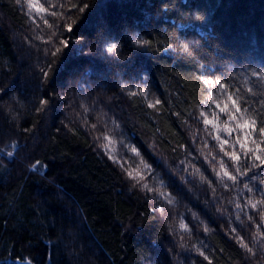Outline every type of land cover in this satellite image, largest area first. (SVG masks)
I'll return each instance as SVG.
<instances>
[{
    "label": "trees",
    "instance_id": "obj_1",
    "mask_svg": "<svg viewBox=\"0 0 264 264\" xmlns=\"http://www.w3.org/2000/svg\"><path fill=\"white\" fill-rule=\"evenodd\" d=\"M40 7L0 0V264H264V0Z\"/></svg>",
    "mask_w": 264,
    "mask_h": 264
},
{
    "label": "rangeland",
    "instance_id": "obj_2",
    "mask_svg": "<svg viewBox=\"0 0 264 264\" xmlns=\"http://www.w3.org/2000/svg\"><path fill=\"white\" fill-rule=\"evenodd\" d=\"M25 3L32 11H40V0H25ZM33 5H35V7H33ZM132 149H135L136 151L133 152ZM110 155L129 171L138 172L143 167V163L138 156L136 147L126 138H117V142L114 141L112 143L110 147Z\"/></svg>",
    "mask_w": 264,
    "mask_h": 264
},
{
    "label": "snow or ice",
    "instance_id": "obj_3",
    "mask_svg": "<svg viewBox=\"0 0 264 264\" xmlns=\"http://www.w3.org/2000/svg\"><path fill=\"white\" fill-rule=\"evenodd\" d=\"M33 7H35V5H33ZM85 7H87V6H85ZM39 10L43 11L44 9H43V8H40ZM82 10H83V9H81V11H82ZM45 23H47V21H45ZM62 43H66V42H62ZM137 43H144V42H143V41H137ZM116 47H117V46H116L115 44H113V45H111V46L107 49V51H108V52H113V51L116 49ZM57 51H59V49H57ZM221 87H223V85H221ZM229 99H231L232 104L235 106V111L231 113V115H230L229 118H230V119H235L236 113H239V112L241 111V108H240V106L237 104L236 99H232V97H229ZM43 103H46V101H44ZM156 103L158 104L159 101H156ZM217 106L219 107V105H217ZM226 109H227V105H225L224 107H221V108H220V112H225ZM204 123L207 125V124H211V123H213V121H212V120H209V119H207V118H205ZM245 123L247 124V122H245ZM251 125L254 126V125H255V121H252V122H251ZM238 127H239V125H238ZM259 133H260V134H264V127H260V128H259ZM217 138L219 139V137H217ZM227 143H228V141H227V140H224V141L222 142V144H221V147H223V145H224V144H227ZM244 147H245L244 144L241 143V148H244ZM132 151L135 152L136 150H135V149H132ZM8 155H12V153H8ZM228 155H229V156L231 157V159H233V160H238V159H239V156H238L235 152L228 153ZM256 159H260V157L257 156ZM129 175L131 176V173H129ZM233 179H235V177H233ZM249 251H251V250L249 249Z\"/></svg>",
    "mask_w": 264,
    "mask_h": 264
},
{
    "label": "water",
    "instance_id": "obj_4",
    "mask_svg": "<svg viewBox=\"0 0 264 264\" xmlns=\"http://www.w3.org/2000/svg\"><path fill=\"white\" fill-rule=\"evenodd\" d=\"M17 264H30L29 262H25V261H19V260H17V262H16Z\"/></svg>",
    "mask_w": 264,
    "mask_h": 264
}]
</instances>
